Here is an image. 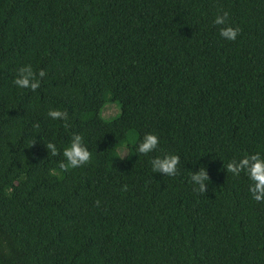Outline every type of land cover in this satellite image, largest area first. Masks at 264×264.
Masks as SVG:
<instances>
[{
    "label": "trees",
    "instance_id": "1",
    "mask_svg": "<svg viewBox=\"0 0 264 264\" xmlns=\"http://www.w3.org/2000/svg\"><path fill=\"white\" fill-rule=\"evenodd\" d=\"M26 64L47 73L35 92L13 83ZM74 133L91 161L63 171ZM256 152L264 0H0V264H264V201L226 170ZM167 154L175 176L152 171Z\"/></svg>",
    "mask_w": 264,
    "mask_h": 264
},
{
    "label": "clouds",
    "instance_id": "2",
    "mask_svg": "<svg viewBox=\"0 0 264 264\" xmlns=\"http://www.w3.org/2000/svg\"><path fill=\"white\" fill-rule=\"evenodd\" d=\"M229 13L223 11L218 14L214 20V24L221 26L219 34L222 38L235 41L239 35L241 29L239 26L233 27L227 23ZM47 75L45 70H34L31 64L21 66L17 70V76L13 80V83L22 89H30L35 92L41 84V80ZM48 116L53 120H63L65 128L70 127L67 123V112L59 109H50ZM39 127V125H35ZM160 141L157 135L153 133H146L143 139L137 146V151L141 154L147 155L157 149ZM46 148L48 153L52 156L59 155V151L56 145L52 142L47 143ZM63 160L59 163V168L63 171H68L69 168L75 169L84 165H87L91 161L92 154L87 149L83 142V136L80 134H73L71 136L70 144L63 150ZM180 163V157L178 155L167 154L163 157H156L151 160L152 171L161 172L166 176H175L178 174L177 166ZM226 170L238 177L241 172L245 173L251 181L249 185V192L252 198L261 202L264 201V155L260 152L254 154H245L240 159H233L226 165ZM52 174H55V170H52ZM191 182L198 186L194 190L200 193L207 191V181L210 180L208 172L205 167H201L199 171H195L191 177ZM127 185H124L122 191H127ZM100 200H96L97 207L100 206Z\"/></svg>",
    "mask_w": 264,
    "mask_h": 264
},
{
    "label": "rangeland",
    "instance_id": "3",
    "mask_svg": "<svg viewBox=\"0 0 264 264\" xmlns=\"http://www.w3.org/2000/svg\"><path fill=\"white\" fill-rule=\"evenodd\" d=\"M117 114H119V106L116 103L105 104L102 107L101 112H100V115L105 119L111 118ZM129 140H130V136L128 135L127 141H129ZM118 151L121 155H123V153L125 152L124 148H119Z\"/></svg>",
    "mask_w": 264,
    "mask_h": 264
}]
</instances>
